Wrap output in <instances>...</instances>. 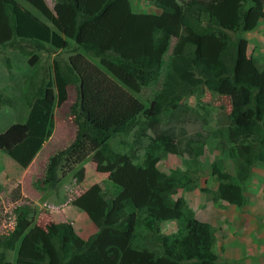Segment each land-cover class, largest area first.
Here are the masks:
<instances>
[{
  "label": "trees",
  "instance_id": "obj_1",
  "mask_svg": "<svg viewBox=\"0 0 264 264\" xmlns=\"http://www.w3.org/2000/svg\"><path fill=\"white\" fill-rule=\"evenodd\" d=\"M22 1L30 8L0 0V48L18 51L32 67L40 52L54 58L48 76L30 77L26 119L0 132V151L26 169L53 133L54 109L73 92L66 119L74 135L48 158L33 187L53 192L77 166L73 178L82 183L88 158L107 175L108 187L94 184L70 202L97 228L85 240L69 221L37 225L34 204L14 206L12 227L0 233V264H12L7 253L14 250L15 264H217L213 227L177 195L199 189L216 203H247L246 185L264 164V65L247 53L244 35L264 20V0H148L158 14L135 13V0H54L52 9L44 0ZM113 4L117 26L107 18ZM171 38L162 86L145 105L131 92L159 80L163 61L156 53ZM205 41L216 57L202 54ZM56 51L71 55L65 60ZM4 63L11 67L9 59ZM206 92L227 97L229 113H214L203 101ZM189 97L195 106L185 102ZM5 105L12 102L0 92ZM188 126L195 132L178 148L177 129ZM131 132L132 143L118 141L127 151H115L110 141ZM212 146L219 151L209 165L213 193L198 184V159ZM160 154L187 155L193 166L164 173ZM171 221L177 231L162 234L160 225Z\"/></svg>",
  "mask_w": 264,
  "mask_h": 264
},
{
  "label": "rangeland",
  "instance_id": "obj_2",
  "mask_svg": "<svg viewBox=\"0 0 264 264\" xmlns=\"http://www.w3.org/2000/svg\"><path fill=\"white\" fill-rule=\"evenodd\" d=\"M18 1L23 6L30 8L24 1ZM111 6L107 11V18L117 26L119 10H117L118 7L116 5L113 4ZM132 8L135 13H159L154 3L148 0H135L132 3ZM244 37L248 40L247 53L253 55L264 65V20L260 22L256 30L245 34ZM168 43L167 46H162L156 53V56L163 61L159 80L149 87L141 89L139 93L131 92L134 97L145 105L153 99L155 93L162 86L175 39H169ZM70 47V50H72L73 45ZM56 53H59L60 57L65 60L71 55L70 51H56ZM202 54L209 57L217 56V52H214L209 47L208 41L204 43ZM39 55L40 61L38 65L32 67L28 64L27 57L18 51L0 48V92L12 102L11 106H0V132H3L14 123L25 121L28 108L24 102V96L33 73L38 71L37 74L35 73L36 76L44 73H47L46 76H48L51 73L50 69L54 54L40 52ZM5 59L10 61L11 67L9 69L5 67ZM89 60L100 67L96 59L89 57ZM74 100V93L70 92L68 101L54 109L53 133L29 167L26 169L20 168L12 159L0 151V187L2 188L0 193V233L12 227L10 210L18 204L30 203V205H33L35 203L33 205L35 210L33 218L37 225L43 227L48 222L53 221L50 213L53 209V204L64 203L76 197L92 184L101 183L103 188L108 187L106 177L96 172L94 163L88 159L84 163L85 179L82 183H77L72 176L73 173H68L61 178L59 186L53 192L46 194L38 192L40 193L38 194L33 188L32 183L43 175L47 160L51 154L65 148L74 135V127L70 126L66 119L67 107ZM203 101L217 115L229 113L230 102L227 97L206 92ZM185 102L190 106H195L194 97L187 98ZM212 127H214L213 121ZM212 127L210 126L209 129ZM194 132L195 126H188L182 130L177 129L178 148H182L186 137H188L187 135H191ZM133 136V132L128 136L121 135L111 140L110 144L115 151H127V148H121L118 145V141L124 140L126 143H132L134 140ZM148 143L149 140L144 139L141 146L136 149V154L140 159L143 157L145 146ZM160 157L158 167L164 173H168L170 168L173 167L184 170L187 165L193 166L189 162L187 155L172 156L160 154ZM218 157V149L212 146L208 147L198 159L200 163L199 170H201L199 171V187L207 188L212 193L216 190V183L212 181L209 175V165ZM227 165L228 168L232 169V164L229 161H227ZM244 193L247 203L242 208L228 206L222 201L216 203L210 198L211 195L199 192V189H194L191 192L180 190L177 195L184 198L198 220L209 223L213 227L214 248L219 256L217 264H264V164L254 167L252 179L246 185ZM38 195L39 198L37 199ZM73 212L77 213L76 210H73ZM64 215L68 218L67 211L64 212ZM82 215L89 222L86 215L83 213ZM69 218L75 220L73 217ZM177 228L178 224L175 221L164 222L160 225V230L164 235H173ZM7 259L15 264V251L8 252Z\"/></svg>",
  "mask_w": 264,
  "mask_h": 264
},
{
  "label": "crops",
  "instance_id": "obj_3",
  "mask_svg": "<svg viewBox=\"0 0 264 264\" xmlns=\"http://www.w3.org/2000/svg\"><path fill=\"white\" fill-rule=\"evenodd\" d=\"M44 1L50 9L53 8L54 0H44ZM37 156H38V154H37ZM36 157H35V159H36ZM34 160H33V162H34ZM102 175L106 176L105 174H102ZM82 192H84V191H82ZM38 198H39V195H38L37 199ZM70 200L71 199L67 200L64 203H60V204L58 203L56 205L53 204V206H52L53 209H52V211H50L51 216H52V220H53V222H56V223L65 222L66 220L70 221L72 223V226H73L75 232L77 233V235L85 240L90 235L94 234L97 231V228L90 221H89L90 223L87 221V219L82 215L83 212L78 211L77 209H75L73 206L70 205V203H69ZM73 210H76L77 213H74ZM65 211H67L68 218L64 215ZM69 217H73L75 220H73L72 218H69Z\"/></svg>",
  "mask_w": 264,
  "mask_h": 264
},
{
  "label": "clouds",
  "instance_id": "obj_4",
  "mask_svg": "<svg viewBox=\"0 0 264 264\" xmlns=\"http://www.w3.org/2000/svg\"><path fill=\"white\" fill-rule=\"evenodd\" d=\"M43 147H44V146H43ZM43 147H42V148H43ZM40 151H41V150H40ZM40 151H39V152H40ZM38 154H39V153H38ZM52 154H53V153H52ZM52 154H51V155H52ZM34 159H35V158H34ZM88 159H90V158H88ZM88 159H87L86 161H88ZM89 161H91V159H90ZM32 162H33V161H32ZM32 162H31V163H32ZM91 162H92V161H91ZM84 163H85V162H84ZM84 163L81 165L82 167H84ZM30 165H31V164H30ZM30 165H29V166H30ZM94 165H95V164H94ZM29 166H28V167H29ZM78 168H79V166H77L73 172H69V173H73V174H74V172H75L76 169H78ZM84 169H85V168H84ZM98 173H99V172H98ZM67 174H68V173H67ZM101 174H104V173H101ZM105 175H106V174H105ZM72 176H73V175H72ZM105 177H106V179H107V175H106ZM100 184H101V183H99L98 185H100ZM92 185H94V184H92ZM92 185H90L89 187H91ZM102 185H103V184H101L100 186L103 188ZM89 187H88V188H89ZM33 188H34V187H33ZM88 188H87V189H88ZM34 189H35V188H34ZM87 189H86V190H87ZM103 189H105V188H103ZM35 190H36V189H35ZM86 190H83V191H86ZM36 192L38 193L37 190H36ZM82 193H83V192H82ZM82 193H80V194H82ZM39 194H40V193H39ZM80 194H78L77 196H79ZM77 196H76V197H77ZM74 198H75V197H73L72 199H74ZM72 199H71V200H72ZM71 200L69 201V203L71 202ZM70 205H71V203H70ZM71 206H72V205H71ZM52 208H53V207H52ZM78 211H79V210H78ZM80 212H81V211H80ZM86 217H87V216H86ZM44 226H45V225H44ZM44 226H43V227H44ZM41 227H42V226H41ZM14 251H15V250H14ZM15 256H16V252H15ZM10 262H11V261H10ZM11 263L13 264V262H11Z\"/></svg>",
  "mask_w": 264,
  "mask_h": 264
}]
</instances>
